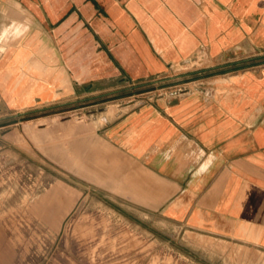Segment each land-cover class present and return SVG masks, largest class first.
<instances>
[{
  "label": "crops",
  "instance_id": "1",
  "mask_svg": "<svg viewBox=\"0 0 264 264\" xmlns=\"http://www.w3.org/2000/svg\"><path fill=\"white\" fill-rule=\"evenodd\" d=\"M164 77L196 81L106 100ZM62 106L88 109L84 188L264 252V0H0V118Z\"/></svg>",
  "mask_w": 264,
  "mask_h": 264
},
{
  "label": "rangeland",
  "instance_id": "2",
  "mask_svg": "<svg viewBox=\"0 0 264 264\" xmlns=\"http://www.w3.org/2000/svg\"><path fill=\"white\" fill-rule=\"evenodd\" d=\"M194 81L164 77L106 100L128 106ZM88 115L62 106L0 118V264H264V252L217 238L154 234L103 191L84 188L73 169L87 162L77 139Z\"/></svg>",
  "mask_w": 264,
  "mask_h": 264
},
{
  "label": "built area",
  "instance_id": "3",
  "mask_svg": "<svg viewBox=\"0 0 264 264\" xmlns=\"http://www.w3.org/2000/svg\"><path fill=\"white\" fill-rule=\"evenodd\" d=\"M189 89H190V88H189ZM189 89H188V90H185V91H184V92H182V93H185V92L189 91ZM182 93L174 92L172 95H176V94H182Z\"/></svg>",
  "mask_w": 264,
  "mask_h": 264
}]
</instances>
